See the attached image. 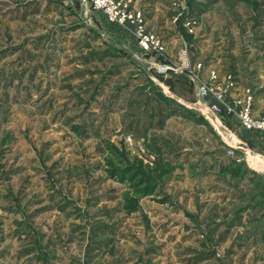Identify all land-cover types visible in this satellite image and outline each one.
Segmentation results:
<instances>
[{"label": "rangeland", "instance_id": "374dc122", "mask_svg": "<svg viewBox=\"0 0 264 264\" xmlns=\"http://www.w3.org/2000/svg\"><path fill=\"white\" fill-rule=\"evenodd\" d=\"M150 4L165 56L89 0H0V264H264V132L199 92H255L264 0Z\"/></svg>", "mask_w": 264, "mask_h": 264}, {"label": "built area", "instance_id": "2783aa9c", "mask_svg": "<svg viewBox=\"0 0 264 264\" xmlns=\"http://www.w3.org/2000/svg\"><path fill=\"white\" fill-rule=\"evenodd\" d=\"M92 7L105 14L107 20L126 30H131L137 40L138 47L145 54H157L165 56L167 46L163 39L149 31L146 27L147 21L143 11L136 8V0H89ZM193 21H189L188 27L192 29ZM194 30V29H193ZM191 30V32H193ZM190 53L187 49H181L178 59L168 69L173 71L190 72L194 69ZM197 68V67H196ZM202 72V64L198 67ZM197 82L201 78L196 76ZM196 80V79H194ZM238 89L235 79L229 77L225 82L216 73L208 76L205 82L200 81L199 92L206 99L207 108L217 114L237 115L243 128L248 132H264V117L254 115L253 91L248 88L245 91V99L239 100V105L231 106L227 102V97ZM211 105V106H210ZM241 109L238 110V107Z\"/></svg>", "mask_w": 264, "mask_h": 264}, {"label": "crops", "instance_id": "0c3cea01", "mask_svg": "<svg viewBox=\"0 0 264 264\" xmlns=\"http://www.w3.org/2000/svg\"><path fill=\"white\" fill-rule=\"evenodd\" d=\"M136 6H137L138 9H141L144 12H146V14L148 15V21H147V23L149 22V24H150L151 20L154 22L155 21L154 19L155 18H159V16H160V15H158V13H156V11H154L153 8L150 7L151 6L150 0H137ZM117 29L120 32V36H122L121 30L119 28H117ZM163 30H162V33L161 32L160 33L165 35V33L163 32ZM248 70H249V73L251 75V78H254L253 80L257 84L256 88H254L255 89V92L253 91L252 88L248 87V88H250L253 91V94H254V102H255L254 115L257 116V117H263L264 115H262L261 112L264 111V107H263L264 106V64H263V62L260 59V61L255 62L254 65L252 64L250 66V69H248ZM260 106H262V110L261 111L258 109ZM248 166H249V169H248L249 170V173L253 177V175L256 174L257 172L254 171L250 167V164L249 163H248ZM256 253H258L260 255V252L259 251H257Z\"/></svg>", "mask_w": 264, "mask_h": 264}]
</instances>
